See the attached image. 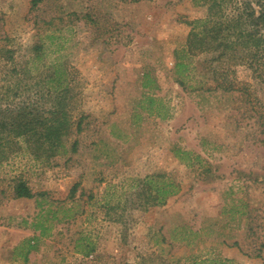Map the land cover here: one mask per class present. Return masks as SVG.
<instances>
[{"label": "rangeland", "instance_id": "obj_1", "mask_svg": "<svg viewBox=\"0 0 264 264\" xmlns=\"http://www.w3.org/2000/svg\"><path fill=\"white\" fill-rule=\"evenodd\" d=\"M206 15L194 0H0V84L23 80L16 101L37 100L62 64L74 115L87 116L66 143L77 152L47 165L22 143L0 165V264H264V86L238 67L242 91L213 89L220 64L186 48L188 23ZM21 172L46 195L13 199ZM163 184L175 193L158 204ZM39 221L50 229L38 250L16 258Z\"/></svg>", "mask_w": 264, "mask_h": 264}, {"label": "trees", "instance_id": "obj_2", "mask_svg": "<svg viewBox=\"0 0 264 264\" xmlns=\"http://www.w3.org/2000/svg\"><path fill=\"white\" fill-rule=\"evenodd\" d=\"M42 1L33 0L34 6H38ZM194 2L196 5L206 6L207 15L188 23L192 29L186 44L187 53L190 56L206 53L214 55L212 61L218 62L220 66L213 71V79L216 82L213 89L225 93L242 91L243 88L237 85L238 67L248 68L252 72V79L264 86V0H194ZM89 20L95 22L92 17H89ZM35 50L37 60H41L44 45H38ZM3 51L8 62H16L14 50ZM62 66L61 64L53 68L52 74L47 77L44 92L37 91L39 96L37 100L29 97L24 101H16L18 96L26 94L23 93V80L16 79L7 87L0 84V165L11 161L21 150L22 143L27 145L28 151L36 161L47 165L56 157L70 151L77 152L78 140L72 143L70 151L66 143L75 132L81 134L87 116L83 112L74 115L79 93H74L71 69ZM13 70L17 72L16 74L19 73L16 68ZM13 72L9 71V74ZM23 73L29 79L32 71L27 68ZM9 92L11 95H3ZM5 98L8 102L4 106L2 101L7 100ZM49 101H52L53 105H45ZM261 116L264 124V111ZM175 152L182 160L184 156L190 154L180 150ZM197 159L200 157L197 156ZM10 182L9 189L13 199L31 200L46 195L36 193L23 172L13 175ZM77 188L78 185L74 187L73 194ZM171 188L170 184L155 187L156 195L152 200L158 204L165 202L168 196L175 193ZM1 194H5V191ZM151 196L152 193L150 198ZM244 214L246 212L241 211V215ZM33 227L41 234L25 239L15 249V257L26 262L30 255L38 250L40 240L50 229L41 221L34 223ZM95 251L96 247L90 243L85 254L89 256ZM193 264L235 263L229 259L209 258L194 261Z\"/></svg>", "mask_w": 264, "mask_h": 264}]
</instances>
